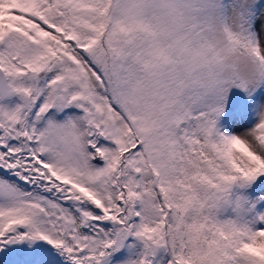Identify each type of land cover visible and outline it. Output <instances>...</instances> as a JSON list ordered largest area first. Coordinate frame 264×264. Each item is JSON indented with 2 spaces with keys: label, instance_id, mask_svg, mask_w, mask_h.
Here are the masks:
<instances>
[{
  "label": "snow or ice",
  "instance_id": "1",
  "mask_svg": "<svg viewBox=\"0 0 264 264\" xmlns=\"http://www.w3.org/2000/svg\"><path fill=\"white\" fill-rule=\"evenodd\" d=\"M0 264H264V0H0Z\"/></svg>",
  "mask_w": 264,
  "mask_h": 264
}]
</instances>
